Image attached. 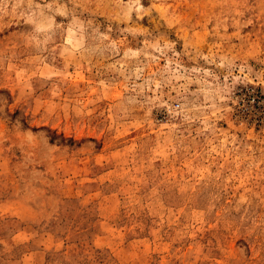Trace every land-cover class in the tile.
<instances>
[{
    "label": "rangeland",
    "instance_id": "rangeland-1",
    "mask_svg": "<svg viewBox=\"0 0 264 264\" xmlns=\"http://www.w3.org/2000/svg\"><path fill=\"white\" fill-rule=\"evenodd\" d=\"M0 264H264V0H0Z\"/></svg>",
    "mask_w": 264,
    "mask_h": 264
}]
</instances>
